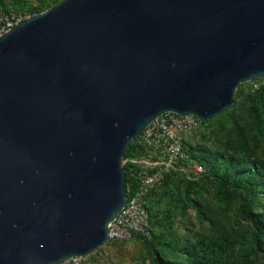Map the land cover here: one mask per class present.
<instances>
[{"label":"water","instance_id":"1","mask_svg":"<svg viewBox=\"0 0 264 264\" xmlns=\"http://www.w3.org/2000/svg\"><path fill=\"white\" fill-rule=\"evenodd\" d=\"M264 77V0H60L0 37V264L107 240L124 151L155 117L206 121Z\"/></svg>","mask_w":264,"mask_h":264},{"label":"rangeland","instance_id":"2","mask_svg":"<svg viewBox=\"0 0 264 264\" xmlns=\"http://www.w3.org/2000/svg\"><path fill=\"white\" fill-rule=\"evenodd\" d=\"M57 1L0 0V13L6 10L11 14L32 17L52 7ZM258 86L264 87V77L239 84L237 87L241 88L242 94L236 98V103L186 135V149L194 152L205 149L223 157L251 156L264 165V142L257 138L251 128L245 98L250 95L258 109L264 111V92L255 93L252 90ZM223 187L224 184L211 175L199 179L195 185L187 184L180 177H170L152 190L154 193L150 203L156 222V235L151 248L138 238L106 240L82 256L80 264H151V254L155 249L175 261H185L186 257L181 252L182 245L198 243L207 239L210 233L229 237L231 248L226 259L232 264H264L259 257L243 255L241 250L247 241L250 227L238 218L235 205L223 203L217 198V189ZM191 199L198 201L209 221H200L190 203Z\"/></svg>","mask_w":264,"mask_h":264},{"label":"trees","instance_id":"3","mask_svg":"<svg viewBox=\"0 0 264 264\" xmlns=\"http://www.w3.org/2000/svg\"><path fill=\"white\" fill-rule=\"evenodd\" d=\"M60 1V0H59ZM58 3L55 2V4ZM54 4V5H55ZM53 5V6H54ZM4 10L0 14H10ZM263 86V85H262ZM258 86L252 90L255 93L264 92V87ZM242 94L241 88L237 87L233 95L232 105L236 103V98ZM247 106L246 111L250 120V125L258 139L264 142V111L259 110L250 95L245 96ZM207 121H200V125ZM199 125V127H200ZM182 141V147L187 155V161L199 163L203 172L192 180H187L178 171L171 170L166 174L159 184L152 187L145 196V208L148 215V226L150 228V238H142L139 235H133L132 238H138L151 248L152 241L155 237V221L153 218V207H151L152 190L160 187L164 181L170 177H180L189 185H195L201 178L211 175L219 182L224 184L222 189H217V198L226 204L236 206L238 218L247 222L250 232L247 241L242 247L243 255L259 257L264 262V165L263 163L251 156L238 157L229 155L212 154L205 149L191 151L187 150ZM146 154L145 148L131 141L124 151V182L127 194L130 195L135 186L133 172L137 166L129 159L132 157H141ZM152 191V192H151ZM262 197V199H260ZM191 205L196 210L200 221H209L205 213L201 211L200 204L197 200L191 199ZM164 218V217H163ZM165 220L166 217H165ZM227 235H218L210 233L207 239L200 240L198 243L182 245L181 252L184 253L185 261H175L167 257L163 252L153 250L151 254V264H232L227 261L226 255L231 248V243ZM126 241V240H125ZM167 247V245H164Z\"/></svg>","mask_w":264,"mask_h":264},{"label":"built area","instance_id":"4","mask_svg":"<svg viewBox=\"0 0 264 264\" xmlns=\"http://www.w3.org/2000/svg\"><path fill=\"white\" fill-rule=\"evenodd\" d=\"M27 18L20 14H0V37ZM199 125L200 120L191 114L164 112L145 126L135 141L145 148L146 154L129 159V162L137 166L133 172L135 186L130 195L127 194L124 205L108 223L107 240L125 241L133 235L149 239L150 228L144 206L148 191L171 170L178 171L187 180L195 179L203 172L199 163L187 161L182 147L186 135L197 130ZM80 261L81 256H71L58 264H80Z\"/></svg>","mask_w":264,"mask_h":264}]
</instances>
